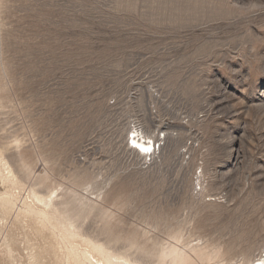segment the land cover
<instances>
[{
	"label": "rangeland",
	"instance_id": "1",
	"mask_svg": "<svg viewBox=\"0 0 264 264\" xmlns=\"http://www.w3.org/2000/svg\"><path fill=\"white\" fill-rule=\"evenodd\" d=\"M0 164V264L264 256V0H0Z\"/></svg>",
	"mask_w": 264,
	"mask_h": 264
},
{
	"label": "bare ground",
	"instance_id": "2",
	"mask_svg": "<svg viewBox=\"0 0 264 264\" xmlns=\"http://www.w3.org/2000/svg\"><path fill=\"white\" fill-rule=\"evenodd\" d=\"M142 131L140 130V134L142 136L141 139H136V138H132V142L135 146H137L136 149L144 151V152H148L150 149H154V145H155V141H158L159 144L161 143V138L159 136H157L154 139V136H144L147 134H142ZM147 138V139H146ZM163 139V138H162ZM4 166V165H3ZM0 164V179L1 182L5 185H7L8 187H12L16 184V181L14 179V175L10 169V167L6 168L5 166L3 167ZM17 185H15L16 188ZM6 189V186H5ZM7 190L10 191V189H6V195H2L0 194V208L10 212L12 211V209L14 208V202L13 200L9 197V195H7ZM4 192V191H3ZM14 193V192H13ZM16 194V193H15ZM33 195V199L31 200V202L29 203H24L26 208L25 210L23 209L22 211L20 210V212H22L24 215H37L39 218V221L42 223L40 226L42 227V225H45L47 222L51 225V227H53V229H58L60 231V228L57 227L56 223H52V217L53 214L55 215L56 213V205L55 202L53 200V198H51V195H47L45 197H41L35 194ZM17 196V195H16ZM16 199V198H15ZM24 201V200H23ZM28 202V201H27ZM23 204V203H22ZM23 206V205H22ZM18 209V208H16ZM6 214V213H5ZM9 214V213H8ZM4 220V218H3ZM21 221V220H20ZM23 222V221H22ZM21 223V222H20ZM70 223V222H68ZM39 224V223H38ZM66 224V223H65ZM65 231L68 232L70 238H74L75 234L69 230V228L67 226H63L62 227ZM61 228V229H62ZM40 229V228H39ZM51 232V231H50ZM44 238V237H43ZM73 240L70 245V249L68 248L67 253L69 255V257L75 262V264H104L101 263L99 259H96L95 256L92 254V248L91 247H87L86 249L84 248V250H79L75 244H74ZM91 241V240H90ZM64 244V243H63ZM7 246V245H6ZM27 248V247H26ZM25 248V249H26ZM32 248V247H31ZM24 249V250H25ZM66 249V248H64ZM83 249V248H82ZM43 250V249H42ZM33 251V250H32ZM31 251V252H32ZM56 252V251H55ZM29 253V252H28ZM27 253V254H28ZM33 254L35 255V253L33 252ZM65 255V254H64ZM32 257V256H31ZM37 258V257H36ZM60 258V257H59ZM112 258V257H111ZM29 259V258H28ZM27 259V260H28ZM33 260V257L30 258ZM35 260V259H34ZM37 260V259H36ZM44 260V259H43ZM67 260V259H66ZM65 260V261H66ZM59 261V260H58ZM31 262V261H30ZM29 262V263H30ZM33 262V261H32ZM36 263V262H35ZM40 263V262H39ZM66 263V262H65ZM105 263L107 264H125V262H120L117 258L116 259H110L107 256L105 257ZM247 264H264V256L260 255L259 257L251 260L250 262H248Z\"/></svg>",
	"mask_w": 264,
	"mask_h": 264
},
{
	"label": "built area",
	"instance_id": "3",
	"mask_svg": "<svg viewBox=\"0 0 264 264\" xmlns=\"http://www.w3.org/2000/svg\"><path fill=\"white\" fill-rule=\"evenodd\" d=\"M140 130L139 129L132 130L127 135V139H126L127 143H126V145L129 148V150L134 152L136 155L140 156L142 158V160L144 161V163L148 164L149 162H152L154 160L155 155L159 151L160 144H159L158 141H155L154 149L152 148L148 152H144V151H141V150L137 151L136 149H139V148H137V146H135L133 144L132 138L141 139L142 136L140 134Z\"/></svg>",
	"mask_w": 264,
	"mask_h": 264
}]
</instances>
